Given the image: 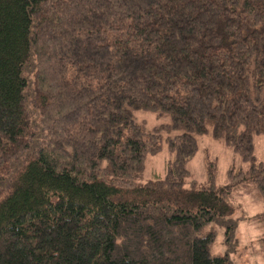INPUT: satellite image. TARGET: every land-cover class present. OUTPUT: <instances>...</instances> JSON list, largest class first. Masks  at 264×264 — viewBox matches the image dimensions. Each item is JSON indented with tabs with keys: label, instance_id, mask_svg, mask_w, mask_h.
<instances>
[{
	"label": "trees",
	"instance_id": "16d2710c",
	"mask_svg": "<svg viewBox=\"0 0 264 264\" xmlns=\"http://www.w3.org/2000/svg\"><path fill=\"white\" fill-rule=\"evenodd\" d=\"M205 133L248 164L225 186L188 168ZM256 134L264 0H0V264H232L215 224L241 184L264 202Z\"/></svg>",
	"mask_w": 264,
	"mask_h": 264
},
{
	"label": "rangeland",
	"instance_id": "374dc122",
	"mask_svg": "<svg viewBox=\"0 0 264 264\" xmlns=\"http://www.w3.org/2000/svg\"><path fill=\"white\" fill-rule=\"evenodd\" d=\"M136 117L139 121L145 122L147 129H152L154 126H159L168 121L166 118L157 117L155 113L150 111H138ZM197 137L199 148L195 156L189 161L188 168L192 177L198 182L204 181L207 177V160L216 162V183L218 186L228 184L227 174L232 167L238 171L240 168L248 166L231 147L209 133ZM162 143L163 148L159 153L148 156L145 169L138 178L139 182L143 183L166 173L168 161L173 154L169 151L165 139ZM254 144V153L257 159L259 161L264 160V135L256 134ZM231 198L235 205V211L231 215L232 218L236 219L235 235L231 240H226L225 225L215 224L218 233L212 246V252L214 255H227L232 264H264V245L260 240L264 235V225L259 220L264 202L256 194L255 188L246 183L234 188Z\"/></svg>",
	"mask_w": 264,
	"mask_h": 264
}]
</instances>
